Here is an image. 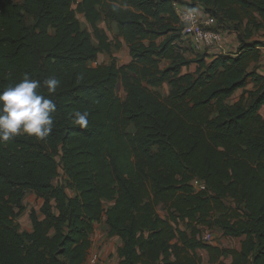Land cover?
Here are the masks:
<instances>
[{"label": "trees", "instance_id": "1", "mask_svg": "<svg viewBox=\"0 0 264 264\" xmlns=\"http://www.w3.org/2000/svg\"><path fill=\"white\" fill-rule=\"evenodd\" d=\"M175 2L0 0V91L25 73L60 80L55 93L39 89L57 104L51 134L0 141V264H85L104 216L123 241L118 264H202L199 249L212 263L264 264V75L251 67L264 44L249 41L264 29V0H190L239 31L238 51L211 61L184 55ZM102 21L117 26L130 62L91 64L120 47ZM77 110L89 112L87 129ZM28 191L43 199L31 231L16 221ZM203 228L242 238L240 248L203 242Z\"/></svg>", "mask_w": 264, "mask_h": 264}, {"label": "clouds", "instance_id": "2", "mask_svg": "<svg viewBox=\"0 0 264 264\" xmlns=\"http://www.w3.org/2000/svg\"><path fill=\"white\" fill-rule=\"evenodd\" d=\"M191 13L184 19H191ZM60 80L49 76L41 82L25 73L15 84L0 91V141H8L18 135L26 134L37 139L48 137L54 126V113L57 104L50 95L42 94L39 89L46 87L49 94L55 93ZM88 111H75L73 122L81 129L89 124Z\"/></svg>", "mask_w": 264, "mask_h": 264}, {"label": "crops", "instance_id": "3", "mask_svg": "<svg viewBox=\"0 0 264 264\" xmlns=\"http://www.w3.org/2000/svg\"><path fill=\"white\" fill-rule=\"evenodd\" d=\"M187 1L190 2V0H187ZM196 6L205 12L204 7L201 4H197ZM214 20L215 22H214L213 27L218 28V30H220L223 35L222 47L217 48V47H207L206 45H198L185 36L184 42H183V46H185L186 48L184 55L188 59H194L199 54H203L205 55V58L207 61H211L219 54L236 53L238 51L240 43H241L240 38H239V31L235 30L232 27L231 25L232 23L225 24V26H218L216 19ZM103 23L105 22H102L99 25L102 29H104L107 32L109 36V40L111 41L110 39L111 32L106 25L103 26ZM115 27L117 28L116 25ZM117 32H118V29H117ZM119 39L120 41L126 43V46L129 51L128 53L129 60L127 62L118 63L119 65H123V64L130 62L131 54H130V48H129L128 43L122 37H120ZM249 41H261L264 44V29L256 30L254 32V35L249 39ZM119 48L113 49L111 53L113 57H116L115 54ZM117 62H118V59H117ZM164 63H168V61H164ZM251 67L256 68L259 73L264 75V45L262 46V53H261L260 60L258 62L253 63ZM196 69H197L196 62H193L189 67L185 68V70H190V71H195ZM164 85H167V89H168L167 94H168L170 92V85L168 83H164ZM253 86H254L253 82L249 81L246 87L238 89L236 93H239V97H240V95L243 93L245 89H252ZM32 193H33L32 194L33 196H36L38 198L39 204L41 206L43 203V199L39 198L34 192ZM27 201H26V196H25L23 203L25 204L27 203ZM32 209H36L40 218L44 217L42 211L34 207L33 203L29 205L27 203L26 209L23 211V214L17 218L18 223L20 224L22 230H26V231L32 230L33 223L29 216V212ZM218 229L222 231L221 228H218ZM91 238H92L91 252L85 264H91V258L95 255L99 256L102 264H118L119 263L120 256L118 254V249L123 244V241L121 237L117 235L111 236L109 234V226L106 224L105 216L103 217L102 221L97 222L95 224V229H94V232L92 233ZM240 246H241V243L238 246H229V247L240 248ZM198 251L200 255L202 256V264H219V263L210 262V255L206 249H199ZM226 261L227 262L231 261V258H227Z\"/></svg>", "mask_w": 264, "mask_h": 264}, {"label": "built area", "instance_id": "4", "mask_svg": "<svg viewBox=\"0 0 264 264\" xmlns=\"http://www.w3.org/2000/svg\"><path fill=\"white\" fill-rule=\"evenodd\" d=\"M176 12L184 26V33L187 38L198 45H206L207 47L221 48L223 45V35L220 30L215 29L214 18L208 13L204 12L197 6L189 4H181L175 2ZM191 13V19L186 21L184 18ZM192 185L196 191L205 190L206 183L202 180L195 178L192 181ZM215 229L203 228L200 233V239L205 243H214ZM91 264H102L98 255L91 258Z\"/></svg>", "mask_w": 264, "mask_h": 264}, {"label": "rangeland", "instance_id": "5", "mask_svg": "<svg viewBox=\"0 0 264 264\" xmlns=\"http://www.w3.org/2000/svg\"><path fill=\"white\" fill-rule=\"evenodd\" d=\"M17 1L23 2L24 0H17ZM175 1H177L181 4H189V2L187 0H175ZM75 7H76V5H75ZM78 17L80 18L82 26L84 28H87L90 31H93L91 28V25L87 22V19H86L84 14L78 13ZM102 22H105V23H103V26L106 25L111 32V34H110L111 42L114 45L116 44V42L120 43V48L118 49V51L115 54L116 58L118 59V63L127 62L129 60V58H128L129 51H128V48L126 46V43L120 41V39H119L120 37L118 36V32H117V28L115 27V24L114 23L108 24L106 21H102ZM116 37H117V39H116ZM93 40L95 43H97V39L95 38V36H93ZM112 57L113 56L111 53H109L107 51H102L99 53L97 60L92 61L91 64L96 65V64L109 63L112 60ZM157 90H159L163 96L167 95V90H168L167 85H163V86L157 88ZM117 92L122 98L126 97V91H125L121 81H119V83H118ZM238 98H239V93H235L233 95V97L231 98V101L237 100ZM262 112L264 113V109ZM128 129H129V131L134 132L135 131L134 124H131ZM60 174L61 175L55 180V182H64L65 183L66 177L64 176L62 170H61ZM69 191L72 193L71 190H69ZM32 194L33 193L31 191L27 192L26 201L28 200L27 201L28 205L33 203L34 207H36L37 209H39L41 211V208L43 205L40 206L38 198L36 196H33ZM27 203H25V204L27 205ZM110 204H111V202H106L105 205H106V207H108V206H110ZM26 205H25V207H26ZM159 212L162 215L166 214V212L162 206L159 207ZM22 214H23V212L20 213L18 217H20ZM30 214H31V211L29 212V216H30ZM16 221L18 222L17 218H16ZM213 231H214V234L216 236L215 240H214L215 244H219L221 246H228L229 247V246H238L241 243V240H242L241 238H232V237L225 236L223 234V232L218 228H215V230H213Z\"/></svg>", "mask_w": 264, "mask_h": 264}]
</instances>
